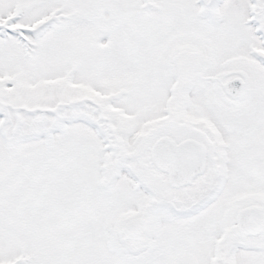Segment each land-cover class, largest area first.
I'll return each mask as SVG.
<instances>
[{
	"label": "snow or ice",
	"instance_id": "snow-or-ice-1",
	"mask_svg": "<svg viewBox=\"0 0 264 264\" xmlns=\"http://www.w3.org/2000/svg\"><path fill=\"white\" fill-rule=\"evenodd\" d=\"M0 264H264V0H0Z\"/></svg>",
	"mask_w": 264,
	"mask_h": 264
}]
</instances>
